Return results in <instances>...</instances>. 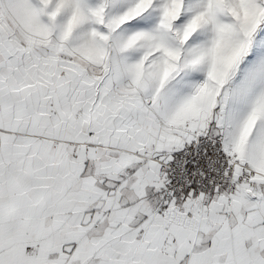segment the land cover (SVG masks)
<instances>
[{
  "label": "snow or ice",
  "instance_id": "1",
  "mask_svg": "<svg viewBox=\"0 0 264 264\" xmlns=\"http://www.w3.org/2000/svg\"><path fill=\"white\" fill-rule=\"evenodd\" d=\"M0 264H264V0H0Z\"/></svg>",
  "mask_w": 264,
  "mask_h": 264
}]
</instances>
